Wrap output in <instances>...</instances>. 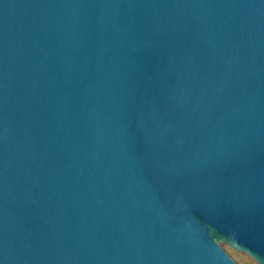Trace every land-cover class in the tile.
<instances>
[{"label": "water", "instance_id": "water-1", "mask_svg": "<svg viewBox=\"0 0 264 264\" xmlns=\"http://www.w3.org/2000/svg\"><path fill=\"white\" fill-rule=\"evenodd\" d=\"M264 264V0H0V264Z\"/></svg>", "mask_w": 264, "mask_h": 264}, {"label": "rangeland", "instance_id": "rangeland-1", "mask_svg": "<svg viewBox=\"0 0 264 264\" xmlns=\"http://www.w3.org/2000/svg\"><path fill=\"white\" fill-rule=\"evenodd\" d=\"M233 256L241 263V264H256L250 257L236 252L233 254Z\"/></svg>", "mask_w": 264, "mask_h": 264}]
</instances>
